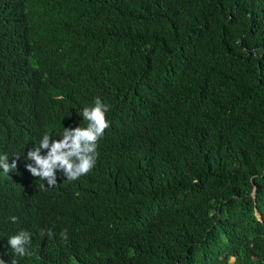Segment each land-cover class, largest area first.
Here are the masks:
<instances>
[{
  "label": "trees",
  "instance_id": "trees-1",
  "mask_svg": "<svg viewBox=\"0 0 264 264\" xmlns=\"http://www.w3.org/2000/svg\"><path fill=\"white\" fill-rule=\"evenodd\" d=\"M96 97L94 168L48 187L28 151ZM0 155L6 262L23 228L19 264H264V0H0Z\"/></svg>",
  "mask_w": 264,
  "mask_h": 264
},
{
  "label": "clouds",
  "instance_id": "clouds-1",
  "mask_svg": "<svg viewBox=\"0 0 264 264\" xmlns=\"http://www.w3.org/2000/svg\"><path fill=\"white\" fill-rule=\"evenodd\" d=\"M110 111V105L104 103L100 97H96L93 106L84 107L79 113L86 122V127L78 126L75 128L64 127L59 134V139H53L48 133L43 134L39 144L28 151L26 159L30 161L26 164V169L33 177L46 181L48 187L57 185V173H62L66 181H75L81 176L88 174L95 166L99 156L97 151L98 141L103 137L105 130L110 124L106 114ZM13 159L9 163L7 155H0V169L5 175L17 169V160ZM41 188L44 184L40 185ZM31 215L36 216V210H28V214L18 217L20 226L31 221ZM15 223L17 217H10ZM41 230L40 235H46V240L41 243L43 246L53 244V231ZM8 246L12 252V259L6 262L0 259V264H19L18 258L32 257L35 254L29 250L32 243L31 234L23 228L16 230L8 237ZM60 238L66 241L68 238L67 230L60 233Z\"/></svg>",
  "mask_w": 264,
  "mask_h": 264
},
{
  "label": "water",
  "instance_id": "water-1",
  "mask_svg": "<svg viewBox=\"0 0 264 264\" xmlns=\"http://www.w3.org/2000/svg\"><path fill=\"white\" fill-rule=\"evenodd\" d=\"M258 217L260 218V215L257 213Z\"/></svg>",
  "mask_w": 264,
  "mask_h": 264
},
{
  "label": "rangeland",
  "instance_id": "rangeland-1",
  "mask_svg": "<svg viewBox=\"0 0 264 264\" xmlns=\"http://www.w3.org/2000/svg\"><path fill=\"white\" fill-rule=\"evenodd\" d=\"M232 260V259H231Z\"/></svg>",
  "mask_w": 264,
  "mask_h": 264
}]
</instances>
